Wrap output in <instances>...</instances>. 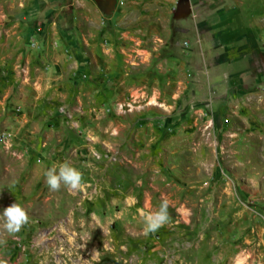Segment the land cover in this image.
Wrapping results in <instances>:
<instances>
[{"label":"rangeland","instance_id":"obj_1","mask_svg":"<svg viewBox=\"0 0 264 264\" xmlns=\"http://www.w3.org/2000/svg\"><path fill=\"white\" fill-rule=\"evenodd\" d=\"M83 1L0 0V210L29 217L0 264H264V83L193 91ZM65 162L81 186L50 190Z\"/></svg>","mask_w":264,"mask_h":264},{"label":"crops","instance_id":"obj_2","mask_svg":"<svg viewBox=\"0 0 264 264\" xmlns=\"http://www.w3.org/2000/svg\"><path fill=\"white\" fill-rule=\"evenodd\" d=\"M95 3L103 17L128 22L125 34L136 44L131 32L135 27L153 37L165 63L187 71L193 91L199 87L206 94H236L264 83V0ZM80 4L85 5L86 0Z\"/></svg>","mask_w":264,"mask_h":264},{"label":"clouds","instance_id":"obj_3","mask_svg":"<svg viewBox=\"0 0 264 264\" xmlns=\"http://www.w3.org/2000/svg\"><path fill=\"white\" fill-rule=\"evenodd\" d=\"M47 186L50 190H59L63 185L65 188L76 190L81 186L82 175L80 171L67 162L59 168L50 167L44 173ZM168 201L161 202L159 209L144 216L145 234L155 233L169 220ZM0 217L3 218V227L9 234L18 233L28 223L29 217L25 209L17 203L0 210Z\"/></svg>","mask_w":264,"mask_h":264}]
</instances>
